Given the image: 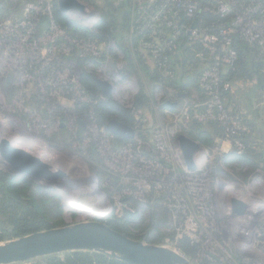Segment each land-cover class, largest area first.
Here are the masks:
<instances>
[{
    "label": "rangeland",
    "instance_id": "obj_1",
    "mask_svg": "<svg viewBox=\"0 0 264 264\" xmlns=\"http://www.w3.org/2000/svg\"><path fill=\"white\" fill-rule=\"evenodd\" d=\"M78 1L82 10L62 12L58 6V0H0V22L3 31L15 29L24 35L30 32L29 45L37 44L31 53L27 47L25 51L22 49L18 54V57L21 56L19 60H15L17 56L11 58L16 63L17 71L6 66L12 64V60L9 59L3 64L0 76V142L10 141L14 135L24 134L27 137L30 128L36 127L33 128L31 136L37 137L39 144L31 148L32 152L40 157H45L41 151L52 152L57 159L53 164H46L47 171L56 170L65 174L63 180L38 184L14 175L0 158V210L5 201L6 192V184L2 181V177L16 176L36 185L31 188V195L37 193L49 204L51 203L48 213L42 216H46V221L50 224V228L46 230L73 228L89 222H99L131 239L154 247H167L184 254L180 251L179 244L174 243L173 234L169 231V214L160 205L162 201H158V181L149 178L151 173H155L150 160L156 157L153 152L155 133L158 131L163 133L167 145L172 148L178 146L177 138L180 135L188 136L199 143L201 150L196 158V171L199 176L196 174L197 176H194L189 184L201 189L204 181L203 174H209L217 181L214 208L218 215H223L225 209V200L228 197L225 193L247 198L249 201L253 199V203H258L259 197L264 198V192L250 188L249 184L264 178V94L263 90L256 94L249 82L253 84L260 75L252 73V77H246L242 66L246 65L247 60L246 56L242 57L241 70L238 71L235 82V96L234 99L232 98L233 103L235 102L234 107L226 106L233 117H238L237 123L245 128L246 132L241 138L247 140L248 146L253 149L252 154L242 157L236 155L233 149L223 152L221 146L228 142L226 137L229 136L226 132L227 128L222 127V123L225 122H199L193 120L187 113V108L193 101L198 99L200 103L205 96L200 86L198 89L180 87V84L187 85L190 77L187 74L181 77L180 75L186 66L189 65L188 68L191 69L190 58H194L196 62L195 71L203 70V66L208 64L202 57H198V54L201 55L198 43L188 40L184 34L183 37L177 36L178 28L182 26L183 21L180 15L174 16V9L182 7L181 4L179 5L177 0ZM195 1L197 4L199 2L195 19L199 13L209 14L204 10L200 0ZM211 1L213 3L216 0ZM260 4H263L264 8L263 1L255 5ZM33 5L39 8H34ZM45 10L48 15L51 12V16L45 15ZM139 12L145 19L141 21L151 24L142 33H136ZM250 17L251 15L248 16L249 23L256 22V19ZM15 20L17 22L14 28L9 27ZM175 20L180 25H175ZM130 21L132 26L128 28ZM233 24L232 20L227 27ZM74 28L82 33L91 34V37L75 32ZM46 34L47 42H37L36 38H42ZM115 34L120 36L119 40L114 39ZM181 39H183L182 43ZM247 44L253 46L251 43ZM258 49L260 51L259 47ZM255 54L253 53V56ZM258 55L255 61L264 64V58ZM261 72L264 77V70ZM155 73L158 77H155ZM10 76L12 83L8 84L7 78ZM29 77L35 81H31ZM98 79L112 85L111 97L107 98L102 94L97 95L96 98L91 97L86 87L89 88L93 80ZM38 81L44 82L46 98L49 97L52 101L51 106L46 109L53 110L57 105L68 110V120L60 121L59 127L55 120H50L56 131L49 136L45 133L43 136L39 134L41 127L48 126L49 123L40 117L31 119L29 116L30 108L38 112L42 110V101L38 96V93H41L40 88L37 87ZM109 100L127 110L132 120L131 126L137 134L135 138L127 141L110 139L109 147H105L101 145L104 137L101 130L104 129L106 120H99L96 107L98 103L109 102ZM113 106L116 108L115 105ZM90 111L94 117L93 120L85 122L87 129L81 128L79 123L75 122V120L79 121L76 118L78 113ZM138 112L140 114L137 117ZM56 114L58 112L54 113ZM108 114L109 117H115L121 113L110 110ZM233 123L234 121L230 120V124ZM14 125H20L21 131L18 132ZM86 131L97 133L98 144L101 148L105 147V150L112 148L114 152L121 157L125 156L126 159L129 155L131 159L141 155L146 158L145 169L143 166L134 165L136 169L144 171L145 176L141 173L136 174L129 178L126 184V180L119 174L102 166L101 161V163H95L94 167L90 165V159L86 157L89 156V151H96L97 148L93 143L83 144ZM140 134H143V137ZM243 142L246 143L244 140ZM122 148L129 149L123 152ZM179 156L180 154L176 162L178 169L182 171L183 161ZM93 159L91 163H94ZM99 173H102V176H99ZM126 188L130 190V195L121 196L122 204L128 202L131 212L127 209L118 212L113 198L119 197ZM14 190L20 189L14 188ZM182 194L185 195V191H182ZM182 194L180 193L181 196ZM20 205L29 207L24 198L22 203L20 201ZM13 211L7 210L6 214L0 213V245L22 238L11 236L15 213L20 210ZM224 243L229 246L230 254L234 258L238 255L245 256L239 252L232 239L228 238ZM81 251L97 253L119 261H122L120 256H124L108 249L90 248ZM68 253L54 256L64 259ZM246 254V258L254 260L256 264H264V252L257 250V252ZM47 257L16 264H52ZM184 257L191 264H204L200 258V261H197L196 255Z\"/></svg>",
    "mask_w": 264,
    "mask_h": 264
},
{
    "label": "built area",
    "instance_id": "obj_2",
    "mask_svg": "<svg viewBox=\"0 0 264 264\" xmlns=\"http://www.w3.org/2000/svg\"><path fill=\"white\" fill-rule=\"evenodd\" d=\"M200 2L202 3L201 5H203V2H207L206 5L203 6L204 10L209 12V15L220 17L222 20H228V22H219V24L213 23L209 25L204 24L205 21H197L194 17L196 15L195 12L198 10L199 2L197 4L195 0H177V3H179V5L181 4L182 7L174 9V16L178 17L180 15L182 17L181 21H183L184 17L191 22L187 24L183 21L182 26L178 28L177 36L183 37L184 34L188 40L193 43H198L201 50V55L199 56L198 54V57H202L203 61L206 60L208 64L203 66L202 74L198 77V85L201 87L205 98H203V101L200 103L198 99L193 101L187 108V113L193 120H198L199 122H225L224 124L222 123V127L224 129L227 128L226 132H228L229 136L226 138L228 142L232 144L233 151L236 154L243 155L248 150L246 143L243 142L241 138L242 134L246 131L245 128L237 123L238 117H233L226 109V106H228V95L233 92V89L231 82L229 83L225 78L230 71L234 70L238 60L237 51L233 46L235 36H240L246 43L258 46L260 48L259 53L264 57L263 4L256 6L255 4L259 3L258 0H216L213 3L211 0H200ZM32 7L39 8L37 5H33ZM42 8H44V6H42ZM160 8L158 9L161 10L162 8ZM47 13V10H45L44 14L51 16V12H49V15ZM249 15H251L253 19H256V22L249 23ZM158 17L159 22V14ZM138 18L137 28L139 33H142L146 30L147 26L151 24H145L141 21V19H144V16L142 17L140 12ZM232 20L234 24L227 27V24ZM16 22L17 20L13 21L9 27L14 28ZM174 23L177 26L180 25L176 20ZM46 37L47 34L42 38H36V40L39 43H44L47 42ZM30 40V32H27L26 35L17 32L15 29L13 31L4 32L0 22V76L3 71V64L9 59L11 61L12 57L17 56L15 60H19L21 56L18 57V54L22 49V51H25V47L29 48L30 53L31 50L33 51L35 49L37 44L33 46L29 45ZM23 62L25 63L26 61ZM11 63L12 64L6 66L17 71L18 68L16 63L13 60ZM226 68L228 69L226 70ZM29 78L31 81H35V79L31 77ZM11 83L12 79L8 84ZM38 83L39 86L37 87L40 88L41 93H37L42 101V110L38 112L30 108L29 116L31 119L40 117L47 121L49 123L48 126H42L39 134H42V136L47 134L49 136L56 131L55 126L51 125L50 120H55V122L58 123L57 127H59L60 121L65 122L68 120V110L57 105H55L56 108L53 110L46 109V107L51 106L52 101L49 97L46 98L47 92L44 82L38 81ZM55 112H58V114L54 115ZM89 113L90 115H88ZM138 114L140 113L138 112L136 114L137 117L139 116ZM76 118L79 121L75 120V122L79 123L81 128L85 127L87 129L85 122H90L94 117L90 111L88 113L84 112L83 114L78 113ZM230 120L234 121L232 125L230 124ZM14 127L18 132L21 131L20 125H14ZM33 128L36 127L30 128V133H28L27 137L24 134L14 135L10 142H17L23 147L22 150L28 153L29 150H32L29 148H35L37 143L39 144L37 137L31 136ZM101 134L104 135L101 145L109 147L110 139L115 138V136L109 133L106 128L101 130ZM155 134L153 152L156 157L154 160L150 158L151 164L155 168V173H151L149 178L158 181V201H162L160 205L167 210L169 214V231L173 234L174 243L178 245L181 240L187 239L191 246L197 248V253L195 254L197 256V261H204V264H256L254 260L246 258V253L257 252V250L264 252V198L261 199V197H259L260 201L258 203H253V199L249 201L247 198L237 196L250 203L252 211L246 220L236 222L228 215V200L231 196L225 193L228 196L225 200V209L223 215H218L214 208V196L216 194V186L218 185L217 181L213 177L211 178L209 174H203L204 181L202 182L203 186L201 189H197L192 184H189L194 176H199V174H197L198 171H196L197 169L193 172L188 171L179 147H169L163 133L158 131ZM97 135V133L93 134L88 131L83 144L88 145L93 143L96 146L98 158L106 169L119 174L126 180V184L129 178L136 174L138 175L141 173L145 176V172L136 169L134 165L137 164L139 167L143 166V169H145L147 163L146 158L141 155L140 157L137 156L135 159H131L129 155V158L126 159L125 156L121 157L117 152H114L112 148H107L105 150V147L101 148L99 146ZM79 143L81 144V141H79ZM125 149L122 148L121 150L126 152ZM41 153L44 154L42 151ZM177 153L180 154L179 157L183 161V165L181 166L182 171H180L177 166ZM198 154L200 155V152ZM44 155L45 157H42L41 161L45 165L55 163L57 157L55 159L52 152L49 151ZM102 155L104 156L103 158L101 157ZM36 157L41 158L40 156ZM53 172H56V170ZM249 183L250 182H248V184ZM249 187L264 192V178L257 180V182L253 181L249 184ZM182 191H185V195L182 194ZM120 194L119 197L113 198L117 211L119 212L122 209H127L131 212L127 205L128 202L123 205V198H121V196L130 195V190L126 188ZM228 238L234 241L236 248L241 254H245V256L241 255L240 257L238 255L236 256L237 258L231 256L229 246L224 243ZM182 255L185 256V254ZM189 260L194 259L189 258Z\"/></svg>",
    "mask_w": 264,
    "mask_h": 264
},
{
    "label": "water",
    "instance_id": "obj_3",
    "mask_svg": "<svg viewBox=\"0 0 264 264\" xmlns=\"http://www.w3.org/2000/svg\"><path fill=\"white\" fill-rule=\"evenodd\" d=\"M58 6L62 12L82 10L78 0H58ZM11 79L10 76L7 81L11 82ZM96 83L103 96L107 98L112 96L113 88L109 82L98 79ZM106 130L125 140H131L136 136V131L132 126L116 119L106 124ZM177 143L188 171H195L197 169L196 156L201 150L199 143L185 135L178 136ZM0 158L14 175L38 184H48L65 178L63 172H48L47 165L39 158L15 148L8 140L0 142ZM251 211V204L246 200L235 195L229 198L228 215L232 220L236 222L246 220ZM90 248L116 251L124 255L120 256L122 261L130 264H191L176 250L150 246L99 222H89L73 228L45 230L24 236L15 242L0 245V264L23 263L40 257Z\"/></svg>",
    "mask_w": 264,
    "mask_h": 264
},
{
    "label": "trees",
    "instance_id": "obj_4",
    "mask_svg": "<svg viewBox=\"0 0 264 264\" xmlns=\"http://www.w3.org/2000/svg\"><path fill=\"white\" fill-rule=\"evenodd\" d=\"M258 1H264V0H258ZM206 3L207 2H203V5H206ZM183 21L187 24L191 23L184 17H183ZM197 21H205L204 24H209V25L213 23L219 24V22H222V23L228 22V20H222L220 17H214L206 13H199L197 15ZM61 23L64 24L63 22ZM130 25L132 26V23L131 24L129 23L128 28ZM76 29L77 28H74L75 32H80L81 34L85 36L91 37V34L89 35V33H86V32L82 33L81 31H78ZM117 30H118V27H117ZM120 30H123V29L120 28ZM136 33H139L138 28L136 29ZM115 35H116V38L114 39L119 40L120 36H118V34H115ZM183 39L180 40L181 43L183 42ZM233 46H234V49L237 51L238 60L235 64L234 70L230 71V73L226 76L225 80L229 82L237 81L236 77H238V71L241 70V65H242L241 58L246 56V60H247V62H245L246 65L242 66L244 67L245 76L250 77L252 73L257 74V76L260 75L257 78L259 80V83H262L261 82L262 80L261 71L264 70V64L262 62L255 61L256 58L258 59V56H259L258 54H260L258 53L259 52L258 47L249 46L244 41V39H242L240 36H235ZM253 53H256V54L253 56ZM190 59H191V62H190L191 69L188 68L189 66L188 65L184 68L182 73L180 71L181 73L180 77L183 76V74H187L190 77L187 80V85L180 84V87H186V88L193 87L195 89H198V86H199L198 77L202 69H200L199 71H195L196 62L194 61V58H190ZM157 73H155V77H158ZM86 88L89 90V93L92 98H96L97 95L102 94L100 87L96 83V80H93L89 88L88 87ZM234 96L235 95L232 93L228 95V105H231L232 107H234V103H235V102L233 103ZM113 105L116 106V104H114L113 102H111V100H109V102L98 103V106L96 107V115H98L99 120L100 121H102L101 119L106 120L104 128H106V124L112 119L119 120L122 123H125L131 126L132 120L130 119L127 110H124L121 106H116V108H114ZM110 110H114L115 113H121V114L115 117L113 116L109 117L108 111ZM219 129H221L222 131V128L219 127ZM142 135L143 134H140L141 137H143ZM115 138L117 140L127 141L125 139L118 138L116 136ZM243 140L246 141V145L248 146L247 140H245V138H243ZM252 151L253 149H251L248 146L247 152L239 156H242V157L249 156L250 154H252ZM242 157L240 158L242 159ZM86 158L90 159V165H92L93 167L95 163L97 162L101 163L95 150L93 152L89 151V156ZM92 158H94L92 160L94 163H91ZM98 168L99 166L97 167V169ZM257 168H259V166ZM105 171L107 172L106 169ZM99 176H102V173H99ZM2 181H4V183L6 184V189H5L6 192L4 194L5 201H3L2 203L0 213L6 214L7 210H12V211L14 210L13 212L20 210L18 213L17 212L15 213L16 217L12 224L13 226H12L11 236L14 238H19V237L27 236L30 234H34V233L49 229L50 224L47 223L46 216L45 217H42V216L48 213V210L51 208V203L49 204V202H47L46 199L42 198L41 195L37 193H35L36 195L30 194L31 188L33 187L34 183L30 181L28 182L23 179L21 180L20 178L16 176H10L9 178L2 177ZM14 188H17L20 190L15 191ZM37 189H39V187H37ZM23 198L24 200L27 201L29 207L25 208L20 205V201L22 203ZM178 247L181 252H183L185 255H188L189 257L197 253V248L191 246L190 242L187 239L182 240L179 243ZM47 258H50L52 264H128L126 262L119 261V260L113 259L108 256H104V255H100V254L92 253V252H82V251L68 253L66 254L64 259H59L55 257L54 255L48 256Z\"/></svg>",
    "mask_w": 264,
    "mask_h": 264
},
{
    "label": "crops",
    "instance_id": "obj_5",
    "mask_svg": "<svg viewBox=\"0 0 264 264\" xmlns=\"http://www.w3.org/2000/svg\"><path fill=\"white\" fill-rule=\"evenodd\" d=\"M130 24H131V21H130ZM123 37V36H122ZM125 38H126V36H125ZM122 39V38H121ZM126 40V39H125ZM236 82V81H235ZM235 82H231V84L233 85L232 86V89H233V92H232V94H235ZM261 82L262 83H259L258 82V80H254L253 81V84H252V82H249V84L251 85V87H253L254 89H255V91H256V94H257V92L259 91V93L261 92L260 90H263V94H264V77H262V80H261ZM260 88V89H259ZM233 149V146H232V144L230 143V142H225V143H223L222 144V146H221V150L223 151V152H228V151H230V150H232Z\"/></svg>",
    "mask_w": 264,
    "mask_h": 264
},
{
    "label": "bare ground",
    "instance_id": "obj_6",
    "mask_svg": "<svg viewBox=\"0 0 264 264\" xmlns=\"http://www.w3.org/2000/svg\"><path fill=\"white\" fill-rule=\"evenodd\" d=\"M12 142V144L17 148V149H19V150H22V146H20L17 142H14V141H11ZM29 149H31V148H29ZM28 149V150H29ZM39 149H40V147H39ZM24 151V150H23ZM44 154L45 153H48V152H43ZM28 154H30L31 156H37V154L36 153H33L32 152V150H29V152H28ZM198 156H199V154H197V156H196V158H198ZM42 158V157H41ZM248 247V246H247Z\"/></svg>",
    "mask_w": 264,
    "mask_h": 264
}]
</instances>
